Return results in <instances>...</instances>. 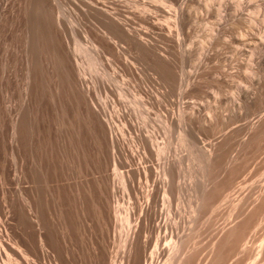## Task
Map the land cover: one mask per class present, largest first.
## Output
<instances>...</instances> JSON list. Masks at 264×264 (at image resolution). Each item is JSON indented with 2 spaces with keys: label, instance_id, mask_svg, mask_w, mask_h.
I'll use <instances>...</instances> for the list:
<instances>
[{
  "label": "bare ground",
  "instance_id": "1",
  "mask_svg": "<svg viewBox=\"0 0 264 264\" xmlns=\"http://www.w3.org/2000/svg\"><path fill=\"white\" fill-rule=\"evenodd\" d=\"M169 1L172 0H168L167 3ZM57 2L58 1H56V4ZM60 2H58L59 5ZM66 2L69 3V1ZM114 2L110 1V3H114ZM121 2L123 1L121 0ZM174 2L177 6L175 11V17L177 18L176 20L177 22L176 21L175 22L179 23L185 15V8H186L185 3L187 2V0L186 2L185 0H174L172 2V5H174L173 4ZM63 3L61 4L63 5ZM84 3H86V1ZM104 3L101 4L103 6H106ZM110 3L107 4L109 5L108 7L113 6L110 5ZM137 3L140 4L139 2ZM71 4L72 3L70 2V5ZM124 4H126V2ZM51 6H52L51 0H0V264H74L73 261L75 260L76 256H79L84 251L85 240L89 241V245L91 247L90 250L92 252L91 259H93V263L108 264L112 262L113 254H111V252L109 251L110 244L108 243L106 236H108L112 231L116 230L117 228L123 229V231L127 235L126 240L129 243V250L128 252L126 251L127 252L125 256L126 264H156L154 263L155 258L156 257L158 258V256H160L161 254L160 248L162 247L159 248V246L156 245L153 254L148 255L147 244H146L147 242L145 244H142L140 242L139 230L141 229L142 226L141 220H143V222H145L146 225L155 218L156 214L158 215L157 212L156 213L153 212V210L151 209L152 205L150 203L151 200L155 198L157 190L161 191L162 189H160V187L159 189H157V187L155 188V184L153 183L150 184V180L154 176V167L152 165L146 164V161H144V159H146L148 156H157V158L158 157L161 158L165 154L167 155V152L169 153V149L173 145L172 142L173 123L175 122L176 124L177 121L181 122L186 117L183 114L184 110L180 112V114L179 112L177 113L178 114L177 120H175L173 117L169 118L168 115L163 117L165 118L164 121H162L164 122L163 124L165 125L164 130H166L165 132L169 134L168 141L166 139L167 136L164 138V140L166 139L167 143L158 142L156 137V135L158 134L155 135L154 134L155 131L153 129L151 130V132H148L149 133L148 135H145V132L147 131H145L144 134H142V132L141 133L138 132L135 138L136 140L134 139V137H132L131 139L126 141L128 138L123 137V134L121 133V132H125L127 129L125 128L124 125H122V128H118L119 129L118 132L114 131V129H116L115 122L121 121L119 118L123 117L124 113L122 114L121 111L122 109L121 110L111 109L114 112L110 113L107 110L108 107L110 109V106H108L110 104L105 105L103 102L105 107H102L101 105L103 104L98 105L95 103L96 102L95 100L93 102L92 97L95 93V90L98 92L97 90L98 86L104 83L103 82L104 78L103 79L101 78L102 79L101 80L99 77L94 78L93 76L91 77L87 76L89 73L85 68L83 57L78 55V53L80 52V48L83 46L82 41L84 39L82 40L81 39L82 37H80V39L82 40L80 41V39H78L80 35L77 36L76 34H74V36L72 35L73 37L70 38L69 41L64 40L60 28V26L62 27L64 25L60 24V18L56 16V14L52 11L54 9L51 10ZM86 6L87 9L89 8L96 15L97 12L100 13L103 24L106 29V32L102 34L99 33L98 29H96V31L98 32H94V31L90 32V37L95 42V46H97L96 48L98 49V50H94L93 52L94 54L92 53L93 55L91 54V56L95 57L93 58L96 61L101 62L102 59H100V57L101 54H103V52L112 53L115 56L119 55V52L121 50L119 52L118 50L122 41L119 40L120 43L117 50L109 43L108 36L114 38L119 32H121V34L124 36V38L126 39V41L130 46L127 49L129 48L136 49V51L140 52L139 53V55L141 54L140 57H136V58L139 59L142 57L141 62L144 59L146 63L147 62L148 64L150 63L148 67H150V65H153L155 67L154 69H156L164 79L167 80L170 77L171 71L173 70L172 63L174 62H171L172 60L169 59L170 57L168 58L167 56L161 54L163 52L162 50L161 53L158 52L159 49L157 45H160L162 43L158 42L159 44L157 43V45L153 44L154 42L152 43L151 40L148 39L149 33L147 31L144 30L140 31L137 30V28L136 29L132 28L128 23H126L127 21L125 19L123 20L121 17H119L118 13L114 12L115 10L114 11L109 10L111 12H108V10L106 9L98 8L97 6H93L88 3L86 4ZM143 6L147 10L152 11L153 9L155 10L158 5L154 6L152 4H149ZM128 7L131 8V5ZM159 8L157 10H159ZM118 9L119 7L116 9V11ZM164 9H167V7ZM128 10L126 9L125 11ZM60 12H62V10ZM89 12L91 13V11ZM122 14L124 15V13ZM147 14L148 15L142 16L140 13L141 15V17H139L140 20L144 22L145 25L147 24L148 27L149 26L156 27L155 25L156 23H154L152 20L153 15H151V13L150 14L147 13ZM155 14L156 13H154V15ZM61 15L62 14H60V16ZM86 15L88 14L86 13ZM91 16L92 15H90L89 17ZM76 19L74 20L76 21ZM83 19L80 21L82 22ZM71 22L72 21H70V24ZM96 22L98 23V21ZM75 23L73 24L77 25V23L76 24ZM88 25H92V24L89 23ZM180 25L181 24H179V26ZM74 28L72 29L74 30L73 32L75 33ZM153 30L154 29H152V31ZM163 30H165V33L163 32L161 34V37L163 38L162 40L164 39L173 40L178 44L180 43L179 40H175L177 36L175 37L176 35L175 30L172 27H168V28L164 27ZM64 31H66V29ZM85 32H88V30H86ZM76 33L78 34V31H76ZM86 35H89V33H86ZM151 35L152 33L150 34V36ZM166 40H164L163 44L168 42ZM158 41H160V39ZM74 44L75 47L73 46ZM179 45H182V43ZM122 51H123L122 53L125 52V50L123 49ZM171 53H172V49H171ZM103 55H105V53ZM121 55L122 54H120V56ZM184 55L183 57L188 56L187 53L185 56ZM127 56H129V54ZM133 56L135 57V55ZM169 56H171V54ZM113 60H114L113 62L114 64L115 59ZM138 63L140 62H137L136 65ZM113 64L111 67H114ZM116 65H119V63L117 62ZM128 65H130V63ZM143 65H145V63H143ZM175 65L176 63H174V67ZM148 67H146V69ZM107 68L108 67L106 66L103 68L104 75L110 74L109 77H111L113 74L111 75V73L108 72L109 70H107ZM177 68L178 66L176 67V69ZM146 72L147 71H145V73ZM86 76L90 77L92 80L89 81L88 79H86ZM112 77L113 79L115 78V81H117L116 79V77L118 78L117 75L116 77L114 76ZM106 78L107 77H105V80L108 81L109 78L107 79ZM189 80L187 82H189ZM170 82L174 83V81H170ZM106 83L107 82H105V84ZM100 93L101 92L98 93V96H100L99 95ZM123 95H125V93ZM159 96L157 95L156 97ZM4 99H6V101L9 102V105H7L6 107H4ZM106 100L104 101L106 102ZM152 100L153 99L151 98L150 102H152ZM158 101L160 102V100ZM113 103H114L113 105L116 104V102L114 101ZM152 103H154V101ZM161 103L164 104L163 102ZM175 103H179V102H175ZM142 104H147V103L142 102ZM159 104L158 106L161 107L160 106L161 104L160 105ZM113 105L112 107H114ZM122 108H124V106H122ZM126 108L129 109V107L127 106ZM169 110L170 109H168V111ZM130 111H132V109ZM133 112L135 113V111H132L131 115H133ZM191 113L193 114V112ZM191 116L192 115H190V117ZM200 120L201 119H199V121ZM127 122L129 123L130 127H132L135 121L134 122L127 121ZM186 122H189V120ZM117 124L120 126L119 123ZM255 124L256 125L253 127V131H254L253 133H255L256 136H258L260 135L259 132L260 131L263 132L264 130V119L260 120V122L258 121ZM145 125H143L144 129H145ZM186 125L188 126V123ZM141 126L142 125H140L139 127ZM183 127L187 129L186 126ZM183 127L181 126V131H182L181 140L183 144L190 147L193 154L198 153L199 148L201 147L199 146L197 150L195 143L196 139L194 142V139L192 140L193 137H191L189 134L190 128L187 129L189 130L188 132ZM193 129H195L196 131V128ZM196 133H197L196 135H198V132ZM159 136L161 137V135ZM219 152H220L219 147L218 148L216 147L211 151H207L206 154L208 161L215 162L216 164V159H218V156L220 154ZM171 155L173 154L171 153ZM178 157H177L178 160H176L177 162L168 163L165 161L164 167L163 164H161L163 167V171H162L163 174L162 172L160 173L158 169V172L164 175V179H165L164 183H167L168 178H170L171 176L175 177L179 173V170L182 169L181 168L182 160L180 159V155ZM149 158L150 157H148V159ZM162 158L161 160L163 162L164 161L163 159H165L166 156L165 158L163 159ZM129 159H139L138 162L136 161L137 166L132 167L133 165H131L130 162H128ZM168 160L169 159H167V161ZM108 165L113 166L114 168L113 170H115L114 176L115 178H117V181L116 179L112 180L111 177L106 173V168ZM120 167H125L127 169H123V171H121ZM142 173L145 174L144 179H146V183L141 187V189L138 190L136 188L135 183ZM171 186L173 187V185ZM117 188L118 189L122 188L123 191H126L130 199L134 198L135 200L134 201L129 200V202L126 203L127 205L120 206L117 199L116 201L114 199V194L118 193V192L116 193L115 191V189ZM170 188L168 187V189ZM171 189L173 190L170 193L174 191V188ZM140 193L143 194L145 198V200L142 202H139L140 200H138L137 197L139 196L138 194ZM172 194L174 195L175 193ZM174 197H176V194ZM208 198L209 197H207V199ZM121 199L122 198H120V200ZM137 209H141V213H143L144 217L142 219L141 216L140 220L136 222L137 224L135 226H131L130 218L135 214ZM157 210L158 209H156V211ZM178 217L177 220H179ZM165 218L166 220L164 221V223H162V218H160L157 224V227L159 229H162L164 226L167 227L168 225H171L168 224L167 217ZM172 224L174 225L173 221ZM176 225L174 226L176 227ZM180 227L182 228V226ZM243 227L246 228L247 226L245 225ZM238 229H232L231 231H228V234L226 233L227 236L225 237V239H223L224 238L223 237L222 238L223 241L221 242L220 240V242L217 244V247L215 248L216 249L215 257L217 256V254L220 255V252L221 250H223L222 248L224 247L223 245L227 243V241L230 238H232V245L233 243L235 244V241H237L238 239L235 240L234 235L237 236L236 238L240 237L239 234L238 235L236 234ZM152 230L154 231V229ZM243 230L241 229V231ZM118 231H117V235H118ZM245 232L246 230L243 231V233L240 232L243 235L239 238V241H241V239L245 235ZM151 234L152 233H149V235ZM4 237L7 238L4 239ZM174 238L177 239V237ZM159 242H160V238H159ZM180 242L183 243V241ZM229 242L231 244V241H228V243ZM179 243L177 242L173 243L170 241L169 245L171 246V250L172 251L178 250L180 246ZM171 250H169V252H171ZM229 250L231 251L232 249L230 248ZM230 251L228 252L232 253ZM4 257H6V260H4ZM114 258L115 257H113V259ZM216 258L212 259V261L213 260L215 261ZM191 263L192 262L189 263V260L187 258H182L177 264H191Z\"/></svg>",
  "mask_w": 264,
  "mask_h": 264
},
{
  "label": "rangeland",
  "instance_id": "2",
  "mask_svg": "<svg viewBox=\"0 0 264 264\" xmlns=\"http://www.w3.org/2000/svg\"><path fill=\"white\" fill-rule=\"evenodd\" d=\"M56 1H61V6L58 2L57 5ZM66 1H69V3H67ZM76 1L51 0V10L54 9L52 11L56 14V16L60 18V24L64 25L62 27L60 26L61 34L64 40L69 41L70 38L74 36V34H76L77 36L80 35L78 39H80V37H82V40L84 39L83 41L80 39L83 46L80 48V52L77 53L79 56L83 57L85 68L89 73L87 76H93L94 78L99 77L100 79L104 78V83L98 86V92L95 90V93L92 97L93 102L95 100V103L98 105L103 104V102L105 105L110 104L108 105L110 106V109L109 107L107 108L108 112L110 113L114 112L111 109H122V114L124 113L123 117L119 118L121 121L115 122V127L117 130L114 129V131L118 132V128H122V125H124L125 128H127L125 131L126 133H121L123 134V137L128 138L126 140L128 141L132 137H134L135 139L138 132H142V134H144V132L147 131L145 132V135H148V132H151V130L153 129L156 133L154 131L152 132H154L155 135L158 134L156 135L157 141L160 143H167V141L169 140V134L165 132L166 130H164L165 125L162 121H164L165 118L163 117L168 115L169 118L173 117L175 120H177V113L179 112L180 114V112L184 110L183 114L184 116H186L184 119H187L186 121L189 120V122H186L183 119L181 122L177 121L176 124L175 122L173 123V145L170 148L171 150L169 149V153L167 152V155L165 154L164 156H162L163 158H165L166 156V158L169 159L168 161L166 158L163 159L161 157L164 160L162 162L161 158H157V156H148L150 157L149 159L148 157L144 159V161H146V164L152 165L154 167V176L151 178L150 184L153 183L155 184V188L157 187V189H159L160 187V189L163 190V192L162 190H157L155 198L151 200L150 203L152 205L151 209L154 213L157 212L158 215L156 214L155 218L148 224H146L147 226L145 225V222L141 220L142 226L139 230V240L142 244H145L147 242V254H153L156 245H158L159 248H162H160V256H158V258H155L154 263L156 264H160L161 262H164L161 264H177L182 258H187L189 260V263L192 262L191 264H264V130L263 132L260 131V135L257 134L258 136L253 133V127L256 125L255 123H257L258 121L260 122V120L264 119V52H262L264 51V46H262L264 45V0H187L188 3L185 0V15L182 19L183 21H180L181 23H176L177 18L175 17V11L177 6L175 2L173 3L174 5H172V2L174 0L169 1L171 4L169 2L167 3L168 0H122L123 2H121V0ZM85 1L86 3H84ZM110 1L115 2L110 3ZM124 1L126 2V4H124ZM70 2L72 3L71 5ZM118 2L119 4H123L119 5ZM137 2H139L140 4H138ZM61 3H63V5ZM87 3L93 6H97L98 8L106 9L108 10V12L115 10L114 12L118 13L119 17H121L123 20L125 19L127 21L125 22L128 23L132 28H137V30L140 31H147L150 37H148V39L151 40L152 43L154 42L153 44L157 45L158 42L162 43L160 45H157L159 50L157 48L156 49L158 50V52L161 53L162 50L163 52L161 54L167 56L168 58L170 57L169 59L172 60L171 62L176 63L175 67L174 63H172V69H176L177 66L178 68L174 71H171V75L167 80L164 79L158 73V71L154 69L155 67L153 65H150V67H148L150 63H146L144 59L141 62L142 57L139 58L140 60L136 58L140 57V52L136 51V49H127L130 46L121 32H119L114 38L108 36L109 43L117 50L120 41H122L118 50V52L121 50L119 52V55L115 56L112 53L103 52V54L105 53V55L101 54L100 57V59H102L103 61H96L94 59L95 57L91 56V54L94 52V50L98 49L96 48L97 46H95V42L90 37V32L99 31V33L102 34L106 32V29L100 13L97 12L96 15L94 12H92V10H90L89 8L87 9ZM101 3H104L106 6H103ZM109 3L113 6L108 7L109 5L107 4ZM149 4L158 6L155 10L153 9L152 11H149L143 6ZM127 5H131V8L134 7L132 8L133 10ZM117 6L119 7V9L116 11V9L118 8ZM166 7L167 9H164ZM158 8L159 10H157ZM126 9L129 10L125 11ZM61 10L62 12H60ZM79 11L82 14H80ZM89 11H91V13ZM160 11L166 14H162ZM139 12L142 16L148 15L147 13H151V15H153L152 20L154 23H156V27L149 26V28L147 24L146 26L145 23L140 20L139 17H141V15ZM86 13L89 16L92 15V18L86 15ZM122 13H124V15ZM154 13L156 14L154 15ZM170 13H172L173 16ZM60 14H62L63 16L61 15V17ZM63 17H66L67 21L66 18L64 19ZM76 18H79L78 21ZM74 19H76L77 22ZM82 19L83 21L81 22L80 20ZM70 21H72L71 24ZM96 21H98V23ZM75 22L77 23V25L73 24ZM89 23H91L92 25H88ZM179 24H181L182 26H179ZM140 27H142L143 29ZM164 27H172L175 30V37L177 36L179 38L178 39L176 37L175 40H179V44L182 43V45H179L173 40L166 39L164 40L168 42L165 41L166 43L163 44L164 40H162L163 38L161 37V34L163 32L165 33V30H163ZM72 28L75 29V33L73 32L74 30ZM151 28L154 30L152 31ZM65 29L66 31H64ZM96 29H98V31H96ZM81 30L83 31V33ZM86 30H88V32H85ZM76 31H78V34L76 33ZM86 33H89V35H86ZM151 33L152 35L150 36ZM158 38L160 39V41H158ZM73 46L75 47V44ZM178 46H180L181 48ZM177 47L180 49H178ZM167 48H170V51ZM122 49L125 50V52H127L128 50L129 51L127 53H122ZM257 50L260 52H258ZM130 52H132L133 54ZM184 52L185 55L187 53V57L184 55ZM120 54L122 55L120 56ZM126 54H129L130 57ZM170 54L171 56H169ZM133 55H135V57ZM183 55L186 57V59L185 57H183ZM113 59H115L114 64ZM116 61L119 63V65H116ZM137 62L140 63L136 65ZM129 63L130 65H128ZM143 63H145V65H143ZM112 64L114 67H111ZM105 66L108 67V72L111 73V75L113 74L112 76H118V78L116 77L117 81H115V78L113 79L112 76L111 79V77H109L110 74L104 75L103 68ZM146 67L148 68L146 69ZM115 68L117 71L115 70ZM145 71H147V74L145 73ZM87 76L86 79L91 81L92 79ZM105 77L109 78L110 80H105ZM188 80L189 82H187ZM170 81H174V83ZM105 82L107 83L105 84ZM105 87H107L108 89ZM99 92H101L99 94L100 96H98ZM124 93L125 95H123ZM121 95L123 98L121 97ZM155 95H160L161 97H156ZM101 98L103 99V101ZM151 98L153 99L152 102L154 101V103L150 102ZM155 98L157 99V102ZM111 99L116 102L115 105H113L114 103ZM104 100H106V102ZM158 100H160V102ZM142 102H146L147 104H142ZM161 102H163L164 104H162ZM104 104L101 106L105 107ZM158 104L161 107H159ZM7 105H9V102L4 99V107H6ZM112 105L114 107H112ZM125 105L129 107V109L126 108ZM122 106H124V108H122ZM193 108H195L196 110ZM131 109L132 111H135V113L133 112V115H131ZM168 109L170 110L168 111ZM126 112L128 115L126 114ZM160 112L163 113L161 114ZM191 112H193V114ZM195 113L200 115L198 116ZM190 115L192 116L190 117ZM199 119L201 120L199 121ZM127 121L135 122L133 123V126L130 127ZM117 123H119L121 127ZM187 123L188 126L186 125ZM140 125L142 126L139 127ZM143 125H145V129L147 130L144 129ZM181 126H186L187 129L190 128L189 134L191 137H193L192 140L194 139V142L196 139L195 143L197 150L199 146L201 147L199 148L198 153L193 154L190 147L183 144L181 140ZM183 128L187 130L185 127ZM193 128H196V131ZM187 131L189 132V130ZM196 132H198L199 136L196 135ZM159 135H161V137ZM165 137L167 141L166 139L164 140ZM216 147L220 148V154L218 156V159H216L215 164V162L208 161L206 153L207 151H211ZM171 153L173 155H171ZM178 154L180 155V159L182 160V169L179 170V173L175 177L171 176L170 178H168V184L164 183L165 179L164 175H162V171L165 161L168 163L177 162L176 160L179 159ZM138 160L139 159H129L128 162L133 165L132 167H136ZM170 160H172L173 162ZM161 164H163V167ZM212 165H214L215 167ZM120 168L121 171H123V169H127L125 167ZM113 169V166L108 165L106 168V173L111 177L112 180L116 179L117 181V178H115L114 176L115 170ZM158 169L160 173L162 172V174L158 172ZM158 175H160L161 177ZM144 178L145 174L142 173L141 176L136 180L135 185L138 190L141 189V187L146 183V179ZM160 179L163 180L161 181ZM174 179L176 183L174 182ZM178 184H180L181 187ZM171 185H173V187ZM168 187L174 188V191L172 193H175L176 197H174L175 194L173 195L172 193H170L173 189H168ZM115 191L116 193H118L114 194V199L115 201L117 199L120 206L127 205L126 203H128L129 200H135L134 198L130 199L126 191H123L122 188H117L115 189ZM138 195L139 196L137 197L138 200H140L139 202L145 200L143 194L140 193ZM207 197L209 198L207 199ZM120 198H122V201L120 200ZM156 209L158 210L156 211ZM140 213L141 209H137L135 214L130 218L131 226H135L137 224L136 222L140 220L141 216L143 219V213H141L142 215ZM163 215L167 217L168 224H171L172 226L168 225L167 227L164 226L162 229H159L157 227V224L160 218H162V223H164V221L166 220ZM177 217L179 220H177ZM172 221L174 225L177 224L176 227L172 224ZM245 225L247 226L246 228L243 227ZM180 226H182V228ZM120 229L121 228H117L108 236H106L107 241L110 244L109 251L111 252V254H113L111 262L112 264H114L115 262V264H126L125 256L129 250V243L126 240L127 235L125 234L123 229H121V231ZM152 229H154V231ZM232 229H238L236 234H239L240 237L243 235L240 232L243 233V231L245 230L246 232L241 241H239V236V238H236L237 236L234 235L235 238H233L235 240L238 239V242L235 241V244L233 243V245L232 238H230L231 240L229 239L228 241H231V244L227 241V243H225L226 246L225 244L223 245V250H221L220 255L217 254L218 257L216 256V258L215 248L217 247V244L220 242V240L222 242V238L224 237L223 239H225L228 231H231ZM241 229L245 230L241 231ZM149 233L152 234L149 235ZM174 237H177V239ZM6 238L7 237H4V239ZM168 241H171L173 243H179L180 241H183V243H179L180 250L178 249L176 251H172ZM230 248L232 249L231 251L229 250ZM90 249L91 247L89 245V241L85 240V248L83 253H81L79 256H76L73 263L94 264L93 259H91L92 252ZM112 249L115 251H113ZM169 250H171V252H169ZM228 251L232 253H229ZM115 255L117 256V258ZM113 257H115V260L113 259ZM214 258H216V260H213V262L212 259ZM4 260H6V257H4Z\"/></svg>",
  "mask_w": 264,
  "mask_h": 264
}]
</instances>
